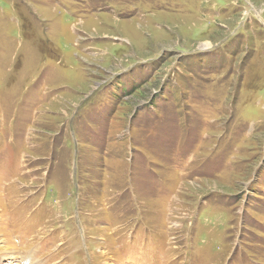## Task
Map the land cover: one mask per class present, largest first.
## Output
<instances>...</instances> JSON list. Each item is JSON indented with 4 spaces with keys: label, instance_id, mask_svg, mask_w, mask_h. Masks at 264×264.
Instances as JSON below:
<instances>
[{
    "label": "rangeland",
    "instance_id": "374dc122",
    "mask_svg": "<svg viewBox=\"0 0 264 264\" xmlns=\"http://www.w3.org/2000/svg\"><path fill=\"white\" fill-rule=\"evenodd\" d=\"M0 264H264V0H0Z\"/></svg>",
    "mask_w": 264,
    "mask_h": 264
}]
</instances>
